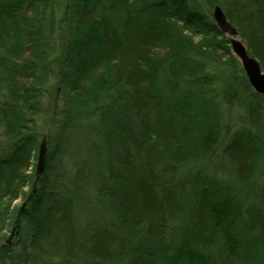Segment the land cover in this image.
<instances>
[{
	"label": "trees",
	"instance_id": "16d2710c",
	"mask_svg": "<svg viewBox=\"0 0 264 264\" xmlns=\"http://www.w3.org/2000/svg\"><path fill=\"white\" fill-rule=\"evenodd\" d=\"M217 6L264 70V0H0V264H264V95Z\"/></svg>",
	"mask_w": 264,
	"mask_h": 264
},
{
	"label": "water",
	"instance_id": "95a60500",
	"mask_svg": "<svg viewBox=\"0 0 264 264\" xmlns=\"http://www.w3.org/2000/svg\"><path fill=\"white\" fill-rule=\"evenodd\" d=\"M214 20L220 29V31L229 37L232 52L234 56L240 62L242 69L252 88L260 94L264 95V70L262 69L259 61L249 55L248 50L244 42L239 37L238 31L231 25L220 7L214 9ZM47 161V141L43 140L40 144V150L37 160L38 176L42 175L45 170V164Z\"/></svg>",
	"mask_w": 264,
	"mask_h": 264
},
{
	"label": "rangeland",
	"instance_id": "374dc122",
	"mask_svg": "<svg viewBox=\"0 0 264 264\" xmlns=\"http://www.w3.org/2000/svg\"><path fill=\"white\" fill-rule=\"evenodd\" d=\"M23 202H24V200L23 199H19L18 201H15L14 203H13V207L14 208H16V207H19L20 205H22L23 204ZM16 226H12L7 232H6V234H7V239H8V242L9 243H11L13 240H14V233H15V231H16Z\"/></svg>",
	"mask_w": 264,
	"mask_h": 264
},
{
	"label": "bare ground",
	"instance_id": "6f19581e",
	"mask_svg": "<svg viewBox=\"0 0 264 264\" xmlns=\"http://www.w3.org/2000/svg\"><path fill=\"white\" fill-rule=\"evenodd\" d=\"M46 165V164H45ZM36 169H37V166H36Z\"/></svg>",
	"mask_w": 264,
	"mask_h": 264
}]
</instances>
